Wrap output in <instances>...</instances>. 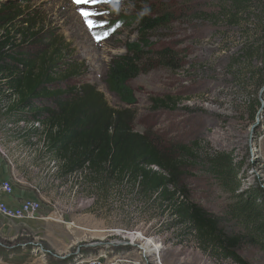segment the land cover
Masks as SVG:
<instances>
[{"label":"rangeland","instance_id":"obj_1","mask_svg":"<svg viewBox=\"0 0 264 264\" xmlns=\"http://www.w3.org/2000/svg\"><path fill=\"white\" fill-rule=\"evenodd\" d=\"M11 1L38 21L46 37L65 39L70 60L82 66V81L114 109L128 106L104 83L108 64L143 33L162 53L129 83L136 99L134 131L163 146L195 148L198 159L230 152L243 164L244 187L264 189V0H254L236 22L228 0ZM142 17L160 24L142 32ZM167 97L170 108H153L152 98ZM30 126L0 119V149L8 152L5 144L13 142L8 153L14 172L41 196L40 220L12 221L20 224L0 236V264H69L99 254L104 264H233L203 252L192 235L175 227L167 204L142 196L137 186L85 171L62 176L42 140L26 132ZM197 166L185 169L181 184L192 201L221 214L230 197ZM147 242L158 249L145 256ZM240 252L252 264H264L259 249Z\"/></svg>","mask_w":264,"mask_h":264},{"label":"trees","instance_id":"obj_2","mask_svg":"<svg viewBox=\"0 0 264 264\" xmlns=\"http://www.w3.org/2000/svg\"><path fill=\"white\" fill-rule=\"evenodd\" d=\"M253 1L228 0L226 8L234 20L247 16ZM159 24L144 17L139 21L142 32ZM124 46L125 53L110 60L104 77L107 89L128 106L114 109L96 87L82 81V66L70 60V45L63 37H46L30 13L22 12L16 2L0 0V119L14 125L31 123L26 132L42 140L44 153L57 160L62 176L85 171L133 184L142 196L166 203L175 227L185 229L210 257L252 264L240 251L248 246L264 253V189L244 187L239 176L243 164L230 152L198 159L195 148L163 146L149 133L134 131L136 113L131 106L136 99L129 83L155 66L153 60L162 51L143 33ZM151 101L153 108L161 109L170 108L173 100ZM195 165L229 195L221 214L186 194L181 179L185 169Z\"/></svg>","mask_w":264,"mask_h":264},{"label":"built area","instance_id":"obj_3","mask_svg":"<svg viewBox=\"0 0 264 264\" xmlns=\"http://www.w3.org/2000/svg\"><path fill=\"white\" fill-rule=\"evenodd\" d=\"M6 158V163L10 170L14 168V164L8 154L0 149V153ZM13 193V183L10 179H0V216L8 221H23V220H40L39 211L41 205L37 200L25 199L17 205H9L5 201V197H10ZM105 257L101 254L95 256H84L79 259H74L69 264H104Z\"/></svg>","mask_w":264,"mask_h":264},{"label":"crops","instance_id":"obj_4","mask_svg":"<svg viewBox=\"0 0 264 264\" xmlns=\"http://www.w3.org/2000/svg\"><path fill=\"white\" fill-rule=\"evenodd\" d=\"M8 144L10 148L9 147L7 148L4 147V148L8 149V152H10V150L11 152H13L14 149L11 147V145H13V142L9 141V143L5 144V146H7ZM10 155L11 153L9 154V156ZM0 179H10L13 183L12 195L10 197L4 198L5 201L9 205H12V206L17 205L18 203H20L22 200H25V199L39 200L41 198L40 195L37 196V194L31 189L32 187L29 184L26 185L22 181H20V179L18 178V174L14 172V169L12 168L10 170L7 163L1 158H0ZM23 221H36V220H23ZM9 222H10L11 227L5 228L4 225ZM18 224H14L12 221H8L2 216H0V236H4L6 234H12V232L15 230V228H12L14 227L13 225H18Z\"/></svg>","mask_w":264,"mask_h":264},{"label":"bare ground","instance_id":"obj_5","mask_svg":"<svg viewBox=\"0 0 264 264\" xmlns=\"http://www.w3.org/2000/svg\"><path fill=\"white\" fill-rule=\"evenodd\" d=\"M156 249H158L157 245H154L153 247L150 245V242L145 243V245L143 246V253H145V256L149 253H151L152 251H156Z\"/></svg>","mask_w":264,"mask_h":264},{"label":"snow or ice","instance_id":"obj_6","mask_svg":"<svg viewBox=\"0 0 264 264\" xmlns=\"http://www.w3.org/2000/svg\"><path fill=\"white\" fill-rule=\"evenodd\" d=\"M76 2H77V3H80V2H82V0H76ZM81 14L84 15V16H88V15H89V13H87V12H83V11H82ZM88 23H89V25L91 26V21H88Z\"/></svg>","mask_w":264,"mask_h":264}]
</instances>
